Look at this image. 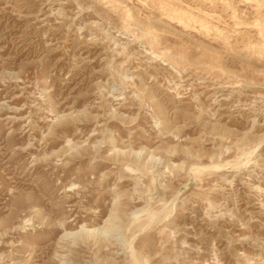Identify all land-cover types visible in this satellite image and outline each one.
I'll use <instances>...</instances> for the list:
<instances>
[{
  "label": "rangeland",
  "instance_id": "374dc122",
  "mask_svg": "<svg viewBox=\"0 0 264 264\" xmlns=\"http://www.w3.org/2000/svg\"><path fill=\"white\" fill-rule=\"evenodd\" d=\"M131 254L264 264V0H0V264Z\"/></svg>",
  "mask_w": 264,
  "mask_h": 264
},
{
  "label": "bare ground",
  "instance_id": "6f19581e",
  "mask_svg": "<svg viewBox=\"0 0 264 264\" xmlns=\"http://www.w3.org/2000/svg\"><path fill=\"white\" fill-rule=\"evenodd\" d=\"M234 15V14H233ZM232 15V16H233ZM236 17V16H235ZM254 22H256V21H254ZM249 25V24H248ZM259 35V34H258ZM262 42V41H261ZM254 51V50H253ZM255 147V146H254ZM257 147V146H256ZM255 147V148H256ZM142 150V149H141ZM140 150V151H141ZM253 150V149H252ZM137 153V152H136ZM140 153V152H139ZM247 155V154H246ZM243 162V161H242ZM242 162H240V163H242ZM239 164V163H238ZM244 164V163H243ZM236 166V165H235ZM210 168L212 167V168H215V169H218V168H221L222 167V165H220V164H211L210 166H209ZM202 168V167H201ZM205 168V167H204ZM203 168V169H204ZM208 168V167H207ZM200 168H199V166H197V167H195V166H193V169L192 170H199ZM175 199V198H174ZM152 217H153V214H151V216H149V218H148V220H147V222H145L143 225H141L143 228L146 226V225H148L151 221H152ZM135 218V217H134ZM135 220H136V218H135ZM141 227V228H142ZM147 227V226H146ZM114 230V229H113ZM109 231H112V229L110 230H108V231H105L104 230V228L103 227H101V228H92V229H83L82 227H81V229L78 231V232H68V233H66V234H64L63 235V237H68V236H72V237H74V236H76V238H79V237H81V235L82 234H85L86 236H90V235H98V236H102V237H106L108 234H109ZM115 231V230H114ZM129 242V241H128ZM127 244H129V250H130V253L133 251L132 250V247H131V242L130 243H127ZM132 255V254H131ZM132 260H133V262L135 263V264H138L137 263V261H136V258H135V256H133L132 255Z\"/></svg>",
  "mask_w": 264,
  "mask_h": 264
}]
</instances>
